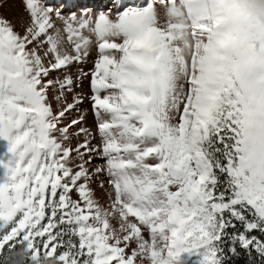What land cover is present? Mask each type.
Wrapping results in <instances>:
<instances>
[{"label":"snow or ice","instance_id":"snow-or-ice-1","mask_svg":"<svg viewBox=\"0 0 264 264\" xmlns=\"http://www.w3.org/2000/svg\"><path fill=\"white\" fill-rule=\"evenodd\" d=\"M20 3L0 15V264H264V0Z\"/></svg>","mask_w":264,"mask_h":264},{"label":"rangeland","instance_id":"rangeland-1","mask_svg":"<svg viewBox=\"0 0 264 264\" xmlns=\"http://www.w3.org/2000/svg\"><path fill=\"white\" fill-rule=\"evenodd\" d=\"M63 2H65V0H61V1L55 0L54 2L53 1L52 2H48V4L54 6L56 9L60 10L62 12V14H64L65 16H68L71 13H76L79 16L82 13L83 10H85V9H87L88 11L90 10L86 3H76V4L74 3V4L70 5V6H67V7L63 8ZM142 6H144V5H142ZM108 9H112L113 12L116 11L114 6H111L110 8H106V9H105V6H102V9L100 11H102V10L106 11ZM100 11H98V12H90L89 11V14L97 15ZM8 19L12 20L13 22H18L20 20L17 17H14V16H10ZM95 58H96V53H95V51H93L92 56L90 58V62H88L87 64H84L82 66L83 70L85 72H90L93 69V63L91 61H94ZM78 67L79 66H73L70 69V74L73 75L74 78H75L74 71L77 74ZM80 90L81 89H79V91ZM83 91H84V93L87 96H91V91H90V88H89V80L88 79H85L83 81ZM69 97L71 98V94H69ZM82 110L85 111V112H88V118L90 120V125H88L87 123L85 124V128H87L89 130V133H90L89 139L91 140L92 144L99 145V143H100V135H99V132H98V129H97L96 118H95V116L93 114L92 103H91L90 100H87V99L85 100V103L82 106ZM76 113L78 115H80V112H75V111L72 114H76ZM84 120H87V119H84ZM80 127H81V125H80ZM80 137H82V135ZM103 163H104V161L101 160L99 157H94L93 168L95 166L101 165ZM193 259H195V258L193 257ZM246 263H250V261L246 262Z\"/></svg>","mask_w":264,"mask_h":264},{"label":"bare ground","instance_id":"bare-ground-1","mask_svg":"<svg viewBox=\"0 0 264 264\" xmlns=\"http://www.w3.org/2000/svg\"><path fill=\"white\" fill-rule=\"evenodd\" d=\"M47 1H53V0H47ZM142 1H144V0H120V4L122 7H126L128 5V3H134V4L136 3L137 6H141ZM78 2H87L89 5H91V7H93V10L97 9L98 5H100V4H105L108 7L115 5V0H66L63 3V8L69 6L71 3H78ZM9 5H10V7L7 9H0V15L7 16V18H9L10 16H14V17H17L18 19H22L24 12H23V6L20 3V0H9ZM114 8H116V7L114 6ZM74 74L76 76L75 71H74ZM79 89L80 88H76V91L79 92ZM69 99H71V98L69 97ZM78 117H79V115L77 113L72 114V116L69 117V120H71L72 118H78ZM85 119H87V120H84L81 123V127H84V128H85L86 123L88 125H90V120L88 118V112H86ZM76 130L78 131V129H76ZM80 139L83 141L84 136L82 135V137L79 136L77 138L75 135H73L72 146L75 147V145L77 143L82 142ZM93 187L95 188L96 185L94 184ZM96 195H97V198L100 200L104 201L106 199L105 194L99 188H96Z\"/></svg>","mask_w":264,"mask_h":264},{"label":"trees","instance_id":"trees-1","mask_svg":"<svg viewBox=\"0 0 264 264\" xmlns=\"http://www.w3.org/2000/svg\"><path fill=\"white\" fill-rule=\"evenodd\" d=\"M20 249V247L17 245V248L15 250H13V254H15V252H18ZM6 250H7V246H6ZM240 251V255L239 256H232L231 253H229V261L228 264H250V263H246L250 261L249 256L247 255L246 251L243 249H239ZM6 255V253L4 254H0V258H3ZM256 260L257 262L259 261V257L256 256Z\"/></svg>","mask_w":264,"mask_h":264},{"label":"crops","instance_id":"crops-1","mask_svg":"<svg viewBox=\"0 0 264 264\" xmlns=\"http://www.w3.org/2000/svg\"><path fill=\"white\" fill-rule=\"evenodd\" d=\"M101 202H103V200H101Z\"/></svg>","mask_w":264,"mask_h":264}]
</instances>
